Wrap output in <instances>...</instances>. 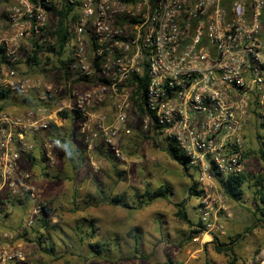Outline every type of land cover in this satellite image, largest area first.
<instances>
[{
  "label": "built area",
  "instance_id": "2783aa9c",
  "mask_svg": "<svg viewBox=\"0 0 264 264\" xmlns=\"http://www.w3.org/2000/svg\"><path fill=\"white\" fill-rule=\"evenodd\" d=\"M8 4L0 25V92L33 103L20 115L0 110V207L8 198L28 204L22 229L0 224V264L26 263L18 234L39 219L57 224L21 161L61 113L75 117L86 152L119 165L128 161L122 142L137 129L172 140L205 193L218 177L241 174L253 118L264 132V0H66L74 19L66 64L55 75L24 74L17 64L24 49L32 55L31 42L56 45L47 9L54 0ZM138 98L141 112L132 101ZM41 147L52 166L53 145L43 139ZM198 212L203 236L223 233L207 197Z\"/></svg>",
  "mask_w": 264,
  "mask_h": 264
},
{
  "label": "rangeland",
  "instance_id": "374dc122",
  "mask_svg": "<svg viewBox=\"0 0 264 264\" xmlns=\"http://www.w3.org/2000/svg\"><path fill=\"white\" fill-rule=\"evenodd\" d=\"M8 1L0 0L3 21ZM53 5L60 8V0H54ZM51 18L54 27L56 18ZM21 53L20 59L25 63V53ZM49 59L48 68L57 65L56 57ZM40 62L45 63V57L40 56ZM70 130L66 127L65 135ZM75 137L80 140L76 133ZM65 139L67 145L48 141L53 145L52 166L36 158L27 169L37 186L34 173L37 172V179L42 178L57 218L58 229L45 235L54 253L38 251L45 258L41 264H167L168 260L174 264H230L226 254L214 250L213 237L190 239L193 228L178 218L176 205L182 204L189 220L198 223V209L204 197L211 203L216 221L224 226L223 233L215 236L222 245L231 246L236 264H264V224L253 227L255 180L264 178V155L259 152L260 149L264 154V132L257 118L251 120L245 136L241 174L247 183L241 188L239 201L227 198L217 181L205 193L194 170L184 171L166 154L167 147H177L170 139L150 138L134 129L122 142L128 160L124 165L102 153H76L78 143ZM194 184L199 196L194 194ZM158 188L166 192L167 199L138 210L107 202L122 196L126 204L136 206V193ZM27 209L28 206L11 208L13 215L6 224L22 226ZM90 243L99 245L98 253L92 251ZM135 255L137 259H130Z\"/></svg>",
  "mask_w": 264,
  "mask_h": 264
},
{
  "label": "trees",
  "instance_id": "16d2710c",
  "mask_svg": "<svg viewBox=\"0 0 264 264\" xmlns=\"http://www.w3.org/2000/svg\"><path fill=\"white\" fill-rule=\"evenodd\" d=\"M47 9L56 18L55 26L50 31V34L55 38L56 45L53 47H49V48L48 47L42 48V47H37L34 42H31L32 55L30 56V54H28L27 50H25V51L23 50V52L25 53V59H26L28 66H30L32 68L40 69V71H43L45 73H53V75H55L57 73V71L62 69L66 64V62L64 60H62V57H63V54L65 52L66 42L69 38V24H70V21H72L74 19V16L72 15L74 8L67 6L66 0H63L62 1V7L59 10L56 9L54 6L48 7ZM40 54H49V55L56 57L57 65H55V66L50 65L49 69H47L46 68L48 66L47 61H49L48 56H45V63H41L40 62ZM6 94H10L9 91H6V92L1 91L0 92V99H2ZM132 101H133L134 107L141 112L143 102H141V100H139V98H138V100H132ZM58 117L61 118L62 120H68L71 123L70 132H68V134L65 135V133L63 131H61V129H59L58 127L52 126V128L48 132H46L44 135L36 136L33 139V142L35 144V149H34L33 153L30 154L29 156L23 158L21 163L30 165V164H33V162H35L36 158H37L40 162L46 164V162L43 158V155H42V147H41L43 139L50 141L52 143L54 142L55 144H58V143L64 144L66 142L65 137H68V138H71L73 143H75V142L78 143L79 147L76 148V150H75L76 153H81L85 150L82 140L80 139L79 141H77V139L75 137V133H76L75 117L71 116V115L69 116L67 113H61V114H59ZM68 144L70 145V148H71L72 144H70V143H68ZM165 152L169 156V158L172 161H174L175 163L179 164L180 167L184 171H188L189 168L187 166V161H186L185 156L182 155L176 148H174L172 146L167 147L165 149ZM259 152L262 156L264 155L262 150L259 149ZM39 157H40V159H39ZM116 175L119 176L120 174L117 173ZM190 177H191V180H193L192 179L193 176H190ZM263 181H264V178H262V177L256 178V180H255L253 227H258L259 225L264 224V186H263ZM218 182L220 183V187L222 188V190H223V192L227 198L233 199L235 201H239L241 199V195H242L241 188L245 183H247V179H246L245 175L239 174L237 176H228L226 178H219L218 177ZM193 191H194L195 196H199L198 192L196 191L195 184H194ZM166 199H167L166 192L162 188H158L156 190H149V189L144 190V192L141 194L136 193L135 194V200L137 202L136 206L131 207L128 204H126L123 201L122 196L121 197L120 196L112 197V198L108 199L107 202L111 203L112 205H115V206L122 205L123 207L131 208L132 210H138V209H140V207L147 206L156 200H166ZM17 206H20V207L26 206L27 207L28 204L25 201L21 202V201L14 200L11 198H8L5 201L1 202L0 210L3 214H2V216H0V224L2 227H5L6 221H9L10 215L11 216L13 215L11 213V208H14ZM176 207L178 208L177 209L178 218L185 221L191 228H193L191 233H190L191 235L189 236V238L192 240L198 238L203 232V227L200 224L199 220H198V223H196V224L194 222H192L191 220H189L188 215L184 211L182 204H177ZM7 211H9V213ZM44 215H47V213ZM22 228H23V225L19 226L17 228V230H20ZM9 229H12V228L9 227ZM57 229H58V226L56 224L55 225L51 224V220H49L47 218H43V219H39L38 222L36 223L35 227L32 228L29 232L22 231L20 234H18V237L20 239L26 240L27 236L33 235L38 240H42V238H45V235L47 233H51L53 231L55 232ZM94 232H95L94 229L90 230L91 234H93ZM88 236L91 238V235H88ZM213 241H214V250L217 253L226 254V257L230 260V264H236L235 255H234V252H233V249L231 248V246L227 247V246L222 245L218 241V237H216V236H213ZM38 243L40 244V242H38ZM89 246L93 252H96V253L99 252L98 250H96V248H98L99 245L90 243ZM42 251L45 253H50V254L54 253V249L52 248V246H50L48 249L42 248ZM132 258L137 259L138 257L135 255V256H131L130 259H132ZM167 264H174V263H172L171 260H168Z\"/></svg>",
  "mask_w": 264,
  "mask_h": 264
},
{
  "label": "crops",
  "instance_id": "0c3cea01",
  "mask_svg": "<svg viewBox=\"0 0 264 264\" xmlns=\"http://www.w3.org/2000/svg\"><path fill=\"white\" fill-rule=\"evenodd\" d=\"M2 7H4V6H2ZM2 9H4V8L0 9V13H1ZM52 16L54 17L53 14H50V19H49L50 27H51L50 20L52 19L51 18ZM1 18H2V16L0 14V25L2 24V21H3ZM51 28H53V27H51ZM26 46H25V48H26ZM17 64H18V70L24 74H34L35 75L39 70L37 68H32V67L28 66L27 62L22 63V59H20ZM32 103H33L32 100H29L28 97H20V96L14 95V94H6L2 99H0V110H2V111L4 110L5 113H7L9 115H20V114L24 113L27 110V108L30 105H32ZM57 120H59L58 123L60 124V125L58 124L57 127L59 129H61V131L65 132L66 127H70V124H68V122L66 120H62L59 117L57 118ZM75 126H76V124H75ZM67 133H68V131H67ZM30 165L21 163V168L26 170V169H29L31 167ZM46 169H48V167ZM36 174H37V172L34 173L37 184L39 186H41L45 196H49L50 193L46 189L45 183L43 182V180H41L42 179L41 177L39 179H37ZM5 226L11 227L10 225H7V224ZM11 228L17 229V225L12 224ZM200 236L202 237V240L207 237V236H203L202 234ZM38 242H40V244ZM18 243L24 249V252L26 254V263L25 264H41L45 258L44 257L41 258V255L37 252L40 250L42 251V248H44V246L47 247L46 249H48L50 246H52L48 236H45V238H42V240H38L33 235H31V237L29 235V236H27L26 240L19 238ZM87 259H85V260H87Z\"/></svg>",
  "mask_w": 264,
  "mask_h": 264
}]
</instances>
